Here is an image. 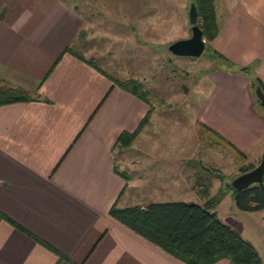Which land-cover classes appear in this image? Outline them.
Returning a JSON list of instances; mask_svg holds the SVG:
<instances>
[{"label":"crops","instance_id":"0c3cea01","mask_svg":"<svg viewBox=\"0 0 264 264\" xmlns=\"http://www.w3.org/2000/svg\"><path fill=\"white\" fill-rule=\"evenodd\" d=\"M213 4L218 31L208 43L220 63L192 120L216 139L206 153L255 166L264 156V111L251 83L264 85V0ZM87 26L69 0H0V80L34 95L0 106V264H185L109 210L115 202L194 201L179 199L189 194L204 203L212 185L206 191L200 180L190 191L195 170L173 165L172 154L139 152L154 108L76 55L73 44ZM147 112L131 143L115 146ZM221 195L212 204L218 219L232 199L228 190ZM230 213L248 221L232 229L264 264V208Z\"/></svg>","mask_w":264,"mask_h":264},{"label":"rangeland","instance_id":"374dc122","mask_svg":"<svg viewBox=\"0 0 264 264\" xmlns=\"http://www.w3.org/2000/svg\"><path fill=\"white\" fill-rule=\"evenodd\" d=\"M69 1L88 20L87 29L82 30V38L73 48L114 78L137 77L147 90L154 114L147 129L148 139L144 138L139 152L172 154L173 165L184 164L197 172L187 180L190 191L201 180L206 191L212 185V202L220 200L225 183L230 184L231 177L241 174L240 167L249 164L231 166L223 153H206L204 148L216 139L192 120L193 110L206 96V86L210 88L206 77L220 63L213 58L209 43L203 38L205 47L199 57H176L167 50L170 42L190 36L187 13L193 0ZM153 163L158 168L163 161ZM206 170L211 172L204 173ZM197 196L181 195L179 199L203 203L201 195ZM234 208L231 198L224 201L219 220L231 228L245 226L246 219L230 213Z\"/></svg>","mask_w":264,"mask_h":264},{"label":"trees","instance_id":"16d2710c","mask_svg":"<svg viewBox=\"0 0 264 264\" xmlns=\"http://www.w3.org/2000/svg\"><path fill=\"white\" fill-rule=\"evenodd\" d=\"M192 2L196 6L197 24L202 31V38L209 42L218 31L213 0H193ZM83 33L84 31L81 30L78 35ZM64 49L72 51L70 45ZM76 55L100 70V73L104 72L110 75L113 78V83H117L126 91H130L148 102L147 90L143 88L137 78H114L102 70L91 58L87 59L80 53ZM238 72L242 75L247 74V68L242 67L238 69ZM256 85L264 94V85L258 79L253 80L251 87L254 88ZM32 98L34 95L31 91L19 86L13 87L0 80V106L4 103L19 100L28 101ZM256 102L258 103L257 100ZM148 103L151 105L150 102ZM260 107L264 111V108ZM149 112L133 132H121L115 146L129 145L136 136L135 134L148 121ZM252 167V165L240 167V173L247 172ZM261 180L259 184L235 190L230 187L229 183H225V190H228L232 195L234 206L245 212L263 209L264 172ZM212 204L211 198L202 204L176 200L150 201L144 207L139 204L119 207L115 202L109 212L118 221L153 241L170 255L180 258L185 264H213L221 259H226L230 264H261L253 245L244 240L228 224H223L212 210Z\"/></svg>","mask_w":264,"mask_h":264},{"label":"water","instance_id":"95a60500","mask_svg":"<svg viewBox=\"0 0 264 264\" xmlns=\"http://www.w3.org/2000/svg\"><path fill=\"white\" fill-rule=\"evenodd\" d=\"M190 36L184 39H178L172 41L167 46L168 52L173 56H184V57H199L204 50L205 43L202 38V31L199 29L197 24V10L193 2L189 3V9L187 13ZM254 96L264 108V94L256 85L253 88ZM264 172V156L261 157L258 163L253 166L247 172L234 176L230 181V187L232 189H244L252 184H259L262 180V174Z\"/></svg>","mask_w":264,"mask_h":264}]
</instances>
